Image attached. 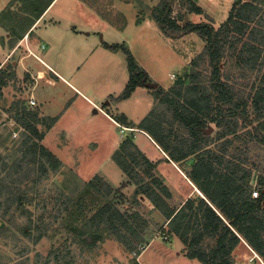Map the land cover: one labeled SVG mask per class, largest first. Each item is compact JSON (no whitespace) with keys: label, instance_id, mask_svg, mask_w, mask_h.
<instances>
[{"label":"rangeland","instance_id":"obj_1","mask_svg":"<svg viewBox=\"0 0 264 264\" xmlns=\"http://www.w3.org/2000/svg\"><path fill=\"white\" fill-rule=\"evenodd\" d=\"M93 1L55 0L51 3L52 0H0V47L3 48L5 58L13 43L20 38H26V46L22 48L26 51L21 52H29L27 44L37 34L39 44L41 37L49 39L50 48L58 55V69L67 76L66 80L52 77L57 81L54 84V81L46 77H33L32 73L35 71H27L32 69L31 66H23L19 72L21 65L16 57L0 62L3 76L8 77L9 74L8 84L0 92V153L8 163H15L26 151L22 148L25 139L30 142L37 139L38 144L60 161L58 169L51 168L45 157H40L39 162L33 163L35 167L31 169L30 175L16 183L21 190L19 195L23 199L22 205H18L16 199L7 201L9 189L5 188L4 192H0V264H203L198 259L187 258L186 245L169 229L164 212L146 194L141 196L138 191L142 189L143 183L153 184L154 178H158L161 181L159 185H170L174 189L169 188V204L173 202L174 205L175 201H179L178 197L184 194L189 193L191 197L201 195L195 189H199L198 186L190 178L192 182L188 181L173 163L176 162L187 176H193L191 169L198 160L197 156L194 154L181 160L174 159L171 153L174 150L173 143L158 139L151 128L157 129L152 122L156 120L157 112L161 113L164 108V105H159L155 91L160 88L168 91L184 79L179 76L185 73L191 61L203 51L205 44L195 32L184 36L172 49L164 36L154 32L157 28L149 20L148 23L145 21L139 32L136 29L134 32L132 28L138 22L151 18L153 9L148 6H141L138 15L127 7L124 13L126 17L123 13L112 16L113 20L121 17L118 21L125 24L123 35L125 38L129 37L131 43L125 42L124 45L133 53L138 64L152 73L144 80L145 84L133 92L130 100L121 102L123 99L119 96L130 78L125 58V66L120 69V51L126 55L122 47L107 50L108 47H105L92 54L83 41L86 35L82 32L78 43L84 48L77 51L74 49L75 39L70 38L66 31L69 20H73L74 16L77 21L93 20L92 14L88 13V7L93 6ZM192 1L198 3V0L173 2L172 14L178 16L180 24L183 23L182 18L187 16L193 21H204L208 19L205 12L208 11L215 17L214 24L218 27L228 17L235 2L200 0L198 4L202 6L204 13L196 15L197 13H188L185 6ZM97 2L104 4V7H97L101 13L116 12L109 6L112 5V0ZM42 12L44 14L41 17L39 15ZM57 17L62 22L50 25ZM254 24L252 22L250 25ZM46 26L50 28L48 33L42 32V28ZM35 28L34 34H30ZM239 48V45L238 48L233 46L232 51L223 59L221 69L224 77L221 78L235 84L243 92L242 101L247 102L248 120L224 115V118L230 117L238 122L236 134H228L220 139L216 137L224 129L226 119L221 126L209 122L205 132L213 137L210 147L219 153H222L221 147L226 138L234 140L233 145L227 146V159L237 149L247 153L244 154L246 162L243 165L252 170L250 184L255 190L259 189L258 176L264 177V144L249 131L264 121V109L263 114L258 115L253 106L256 87H252V84L263 79L264 65L261 69H252L241 62ZM115 53H118L117 56H112ZM97 61V65H93ZM105 65L107 69H104ZM37 66L43 65L38 63ZM199 68L210 75L208 63H201ZM70 70H79L77 77H70ZM225 74L229 77H225ZM198 79L206 85L209 83V77ZM184 81L185 84L190 82L189 78ZM31 98L36 101L35 104L30 102ZM19 104L38 113L41 119L38 128L43 132L42 137L31 136L32 133L18 123L15 114L21 111ZM153 110L154 113H151ZM53 117L57 118L55 122H52ZM177 125L174 124L179 127ZM210 128L211 132H207ZM11 131L17 132V136L10 137ZM259 131L264 135L263 127ZM150 134L166 155L150 138ZM184 149L185 147L178 146L175 153ZM117 152L122 153V159L128 153L136 154L138 158L144 156L149 161L145 167L152 171V175L146 177L144 169H140L142 176L134 177L125 172L114 158ZM43 161L47 162L48 168L44 171L40 168ZM4 174V171H0V179ZM16 177L17 175L7 178V181H14ZM14 184L11 183L13 187ZM105 206L115 207L126 216L133 215L135 218L134 215L137 214L143 225L136 226L137 233L118 234L106 223L107 216L98 217L96 221L91 219ZM120 234L127 236L125 242L121 240ZM158 249L163 252H182L187 257L179 258L177 255L173 258V254H170L167 260L166 256L159 254ZM233 259L234 264H264L260 255L244 239L234 249Z\"/></svg>","mask_w":264,"mask_h":264},{"label":"trees","instance_id":"obj_2","mask_svg":"<svg viewBox=\"0 0 264 264\" xmlns=\"http://www.w3.org/2000/svg\"><path fill=\"white\" fill-rule=\"evenodd\" d=\"M174 1L160 0L153 8V17L161 30L173 38L196 32L205 45L198 57L188 65L185 73L179 76L189 78V83L185 84L182 79L168 91L161 88L155 91L159 105H164V108L161 113L157 112L156 120L152 122L158 130H151L158 139L170 140L173 143L174 150L171 153L174 159L181 160L194 154L197 156L198 160L191 169L193 176L189 178L204 196L189 197L180 207H172L167 201L171 197L170 191L166 185H159L161 181L158 178H154L153 184L159 186H151L153 184L150 182L143 183L138 192L141 196L146 194L164 212L169 229L186 245V255L189 258L198 259L203 264H234L233 251L244 239L264 261V177L258 176L259 196L253 197V185L250 184L253 173L243 165L246 162L244 154L247 153L235 148L236 152L227 159V146L233 145L234 140L226 138L223 141L225 147L222 145V153H219L210 147L213 137L205 132L209 122L221 126L226 119L224 129L218 132L216 137L220 139L228 134H236L238 122L230 117L224 118V115L239 116L248 120L247 102L242 101L243 92L235 84L221 78L224 77L221 65L228 52L232 51V47L238 48V45L241 62H245L252 69H261L264 65V0H235L228 17L218 27L208 14V19L197 23L191 20L184 23L183 17V23L180 24L178 16L172 14ZM185 6L188 12L204 13V9L193 1ZM43 12L39 16H42ZM252 22L255 24L250 25ZM108 46L113 49L121 46L126 53L130 78L119 98H129L139 86L145 84L148 73L138 64L127 46ZM201 63H208L211 68L210 75L199 68ZM7 76H3L0 63V92L2 87L8 84L9 74ZM199 77H209L208 85L200 82ZM225 77L229 75L225 74ZM262 78L258 83L254 81L252 84V87H256L252 103L258 115H262L264 109V77ZM19 107L21 111L15 114L18 123L20 122L26 131H30L31 136L42 137L43 132L38 128V123L41 122L38 113L28 110L24 105ZM154 110L151 113H154ZM56 119L53 117L52 122ZM175 123L180 128L174 126ZM260 127L264 128V121L255 125L249 132L264 144ZM11 135L12 131L10 137ZM36 141L37 139L35 142L25 139L22 148L26 151L15 163H8L6 157L0 153V171L6 173L0 179V192H4L5 188L10 190L7 201L16 199L18 205H22L23 199L19 195L21 190L16 183L30 175L31 169L35 167L33 163L39 162L40 157H45L53 169L60 166L59 159ZM132 146L136 147L133 141ZM178 146L185 149L175 153ZM120 154L122 155L121 152L115 153L114 158L125 172L134 177L142 176L140 169H144L146 177L152 175V171L145 167L149 161L144 156L138 158L136 154L128 153L125 154V159H122ZM46 165L47 162L43 161L40 165L42 171L48 169ZM14 175H17L16 179L9 183L7 178ZM12 182L15 187L11 185ZM105 216L106 223L118 234L137 233L136 226L143 222L137 214L134 215L135 218L133 215L126 216L115 207L106 206L91 219L96 221V218ZM120 238L125 242L127 236L120 234Z\"/></svg>","mask_w":264,"mask_h":264},{"label":"crops","instance_id":"obj_3","mask_svg":"<svg viewBox=\"0 0 264 264\" xmlns=\"http://www.w3.org/2000/svg\"><path fill=\"white\" fill-rule=\"evenodd\" d=\"M54 1L55 0H52V3ZM199 1L200 0H198L197 2L199 3ZM101 2H103V1H101ZM159 2H160V0H112V3H111L112 5H109V6H111L112 9H115L116 12H112V14H110V12H105L104 13L103 11L101 13L97 9V7L98 6H102V5L104 7V4L98 3L97 0H94L93 1V6H91V7H88L86 4H84L86 7H88L90 9V11L88 13L92 14L93 20L91 22H88V21H86V22L77 21L76 16H74L73 20H69V28L66 31H67V33H68L70 38L75 39L74 49H76L77 51L84 48L83 45L78 43V41L81 39L80 33H82V32H84L85 35H86L84 37L83 41L85 42V44H87L86 46L89 47L88 49L91 51L92 54L95 51H102L103 49H105V47H108V48H106V50L109 49L110 47L108 45H112V44L124 45L125 42H127V44H130L131 42L129 41V37L125 38L124 35H123V33H124L123 27L125 26V24L122 21H118V18L121 19V17H115L114 20H113V19H111L112 16L119 15V14H122V13L125 16L124 13L127 11V7L132 8L134 10L135 14L138 15L139 14L138 10L141 9V6H144V7L148 6L152 10L154 7H156L158 5ZM198 5H200V4H198ZM46 10H45V12H46ZM205 12H206V14L210 15V17H212L215 20V17L210 12H208V11H205ZM191 13L195 14L196 12L191 11ZM196 15H198V13ZM189 17H190V15H189ZM148 20L151 22V24L155 28H157V30L154 31V32H159L162 36H164L168 40L167 44L171 48L173 47L172 49H174V47H176L179 44L178 41H181V39L184 36L189 34V33L188 34H184V35H181L179 37H174V38H171V37L167 36L161 30V28L159 27L158 23L156 22V20L152 16V14H151V18L145 19V20H142V21L138 22V24L134 28H132V30H134V32H135V29H136L139 32L140 28L142 26H144L145 21H147V23H148ZM189 20H192V18L190 17ZM58 22L61 23L62 20H61V18L57 17L56 19H53L50 22V25L51 24H57ZM192 22L197 23V21H193V20H192ZM184 23H186V22H184ZM42 29H43L42 32L48 33V29H50V28L48 26H46L45 28H42ZM35 30H36V28L34 30H31L30 34H34ZM192 33H195V32H191L190 34H192ZM44 36L46 37L45 34H44ZM28 37H30V35H28ZM198 37H199V35H198ZM41 38H42V41L39 44V42L37 41L38 37H37V34H36L35 39L33 41H29L28 42L27 49H29V52H26V53H22L21 52V51H26V49L22 50V48H25L24 45L26 46V38H24V40H21V38L18 39L19 41L18 40L15 41L13 43L12 48H10L11 49L10 53L7 55L8 59L5 58L4 54L2 53L3 48L0 47V62L3 63L6 60H9V58L16 57L17 62L21 65L19 67V72H20V70L22 71L23 66H28V67L31 66L32 69H27V71L29 72L31 70H34L35 72L32 73L33 77H39V79L46 77L48 80L54 81L53 82L54 84H56L57 81H55V79L52 78V77H59V78H62L64 80H66L65 77H67V76L63 72H61V70L58 69V63H59L58 57H57L58 55L54 52V50H52L50 48L51 47V43H49L50 42L49 39H44L43 37H41ZM51 38H52V34H51ZM201 41H202V39H201ZM202 43H204V42L202 41ZM44 49H47V50L41 53V51H43ZM115 52H117V51H115ZM120 52H121V55H122V62L120 63V69H123L124 66H125V61L127 60V58H126L127 56L122 51H120ZM100 54H101V52H100ZM102 54H103V52H102ZM117 54L118 53L112 54V56H117ZM105 55L107 57L109 56L107 54V52H105ZM124 58H125V61H123ZM38 63L42 64L43 66L42 67L37 66ZM97 63H98V61L97 62H93V65H97ZM142 66H144V65H142ZM104 69H107V65H105ZM77 71H79V70H70V77H77L76 76ZM149 74L151 75L152 73L149 72L148 75ZM72 86L75 87L77 90L83 92L77 86H74V84ZM138 89H140V87H138L137 90ZM131 98L132 97L123 99V100H121V102H127ZM108 116L110 118H112V121L115 122V120L113 119L112 116H110L109 114H108ZM149 136L160 147V145L157 143V141L151 135H149ZM162 151L166 155V153H165V151L163 149H162ZM173 163H174L175 167L179 170V172H181L184 176H186L188 178L187 180L189 181L190 180L189 176H187L182 171V169L180 168V166L176 162L173 161ZM190 182H192V181L190 180ZM192 183L194 184V182H192ZM169 188L171 190H174L170 185H169L168 189ZM195 189L198 190V192H199V194H201V196H204V195H202V192L200 193V191H199V189H197V187H195ZM189 197H191V194H189V193L186 194V195L184 194V196H179L178 198H180L182 201L179 199V201H175L174 205H173V202H171L172 205L171 204L170 205L172 207L175 206V205L180 207L184 203V201H186ZM223 218H224V216H223ZM158 252H159L160 255L166 256V257L169 256L170 254H173V256H172L173 258L177 257V255H178L179 258L187 257V256H183L182 252L178 253V251L171 253V252H169V250L166 251V252H163V251H161V249H158ZM187 258H189V257H187ZM189 259H193V258H189ZM167 260H168V257H167Z\"/></svg>","mask_w":264,"mask_h":264},{"label":"built area","instance_id":"obj_4","mask_svg":"<svg viewBox=\"0 0 264 264\" xmlns=\"http://www.w3.org/2000/svg\"><path fill=\"white\" fill-rule=\"evenodd\" d=\"M175 15V14H174ZM30 102L32 103V104H35L36 103V101L34 100V98H31L30 99ZM16 131H18V130H16ZM13 135H16L17 136V132H12V136ZM252 195H253V197H258L259 196V189H253V191H252Z\"/></svg>","mask_w":264,"mask_h":264},{"label":"water","instance_id":"obj_5","mask_svg":"<svg viewBox=\"0 0 264 264\" xmlns=\"http://www.w3.org/2000/svg\"><path fill=\"white\" fill-rule=\"evenodd\" d=\"M189 20L188 16L185 18V22ZM212 128L208 129L207 132H211Z\"/></svg>","mask_w":264,"mask_h":264},{"label":"bare ground","instance_id":"obj_6","mask_svg":"<svg viewBox=\"0 0 264 264\" xmlns=\"http://www.w3.org/2000/svg\"><path fill=\"white\" fill-rule=\"evenodd\" d=\"M42 77V76H41Z\"/></svg>","mask_w":264,"mask_h":264}]
</instances>
